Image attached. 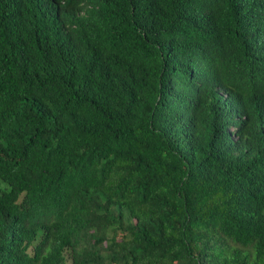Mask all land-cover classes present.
I'll return each mask as SVG.
<instances>
[{"label": "trees", "instance_id": "16d2710c", "mask_svg": "<svg viewBox=\"0 0 264 264\" xmlns=\"http://www.w3.org/2000/svg\"><path fill=\"white\" fill-rule=\"evenodd\" d=\"M263 12L0 0V264H264Z\"/></svg>", "mask_w": 264, "mask_h": 264}, {"label": "clouds", "instance_id": "9594fccd", "mask_svg": "<svg viewBox=\"0 0 264 264\" xmlns=\"http://www.w3.org/2000/svg\"><path fill=\"white\" fill-rule=\"evenodd\" d=\"M264 14V12H263ZM254 95H255V99L257 100V102L259 103H264V77L259 79L256 82L255 85V89H254ZM227 95L224 98V104L227 108V110L229 111V114H231L233 120L236 118V116L238 117V119L241 121L244 119V116L241 115V111H240V106H239V102L238 99L231 95L230 97V104H228V100H227ZM228 128L229 131V135H230V139L234 142H237L238 137H237V131L238 129H235V127L232 124H229L226 126ZM260 132V135H264V122L262 123L261 127L259 129H257V133ZM106 210H103L102 213H105ZM95 218H99L98 215Z\"/></svg>", "mask_w": 264, "mask_h": 264}]
</instances>
